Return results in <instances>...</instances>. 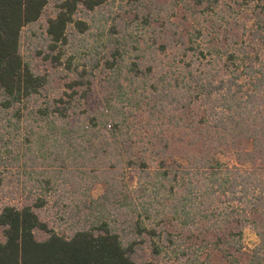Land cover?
Segmentation results:
<instances>
[{"label": "trees", "instance_id": "trees-1", "mask_svg": "<svg viewBox=\"0 0 264 264\" xmlns=\"http://www.w3.org/2000/svg\"><path fill=\"white\" fill-rule=\"evenodd\" d=\"M49 1L0 0V116L30 121L24 157L86 190L70 237L39 215L52 180L2 205L0 264H215V252L217 264H264V0H174L170 15L161 0H125L134 16L103 31L108 51L88 65L63 61L70 28L88 30L78 7L115 0H59L39 73L20 39ZM135 33L155 37L143 51Z\"/></svg>", "mask_w": 264, "mask_h": 264}, {"label": "rangeland", "instance_id": "rangeland-1", "mask_svg": "<svg viewBox=\"0 0 264 264\" xmlns=\"http://www.w3.org/2000/svg\"><path fill=\"white\" fill-rule=\"evenodd\" d=\"M59 0H50L43 16L35 24L25 27L21 32L20 39V53L24 61L39 73L50 71V65L44 61L47 53L48 37L46 34L47 21L49 18L55 16L56 7ZM161 5L166 7L167 11L174 8V0H161ZM173 11L169 10L166 15H170ZM182 15V10L176 12L175 18L172 22H179ZM134 16L130 14L129 6L126 5L125 0H115L114 2L105 5L93 12H88L83 6H79L75 19L84 22L88 30L84 34H80L77 29L70 28L69 30V45L66 49L65 59L72 57L74 61H79L80 65L93 64L107 53V46L105 36L102 35L103 31L108 30L113 25H118L120 19ZM154 29H158L154 26ZM161 41V36L155 33ZM152 36L135 33L134 38L139 42L140 48L144 51L145 45L151 43ZM155 37V36H154ZM106 45V46H105ZM62 69V67L60 68ZM62 82L55 81L49 87L48 93L51 97L60 95ZM39 99V103H43L44 96ZM0 94V103L2 101ZM31 122L18 123L11 115L6 118L0 116V133L3 141L0 142V207L5 204H19L28 196L35 199L40 196L42 187L45 184L35 181V177L42 181L52 180L51 191L47 194V206L39 212L42 221L48 224L50 229L63 234L67 237L72 235V229L75 227L77 221L76 203L77 198L81 197V191L86 190L85 186L82 188L74 184L73 179L68 178L66 175H58L55 179L52 178L54 171H59L60 165L55 162L52 163L38 157V154L33 155L34 162L25 158L24 156L31 157L28 153L25 139L29 135ZM19 159V162L18 160ZM51 163V164H50ZM27 165V167H26ZM33 178L31 179V177ZM126 182L130 186L135 185L134 175L128 173ZM88 185H90L88 183ZM91 196L93 199L100 197L104 190L99 184L93 186ZM76 190V193H75ZM76 198V199H75ZM71 205L70 208L64 207ZM2 233L0 230V240ZM243 244L248 249H253L258 244V239L254 232L246 229L243 235ZM216 254V255H215ZM216 257L219 258L217 252ZM213 256V257H214ZM159 264H174L164 263Z\"/></svg>", "mask_w": 264, "mask_h": 264}]
</instances>
